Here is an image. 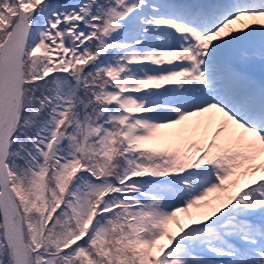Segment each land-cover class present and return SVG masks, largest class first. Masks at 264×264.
Listing matches in <instances>:
<instances>
[{
	"label": "snow or ice",
	"instance_id": "1",
	"mask_svg": "<svg viewBox=\"0 0 264 264\" xmlns=\"http://www.w3.org/2000/svg\"><path fill=\"white\" fill-rule=\"evenodd\" d=\"M0 264H264V0H0Z\"/></svg>",
	"mask_w": 264,
	"mask_h": 264
}]
</instances>
